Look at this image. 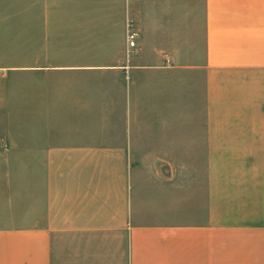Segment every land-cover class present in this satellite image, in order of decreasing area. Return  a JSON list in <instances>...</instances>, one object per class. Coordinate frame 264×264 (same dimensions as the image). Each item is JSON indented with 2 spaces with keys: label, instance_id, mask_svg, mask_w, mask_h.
<instances>
[{
  "label": "crops",
  "instance_id": "crops-1",
  "mask_svg": "<svg viewBox=\"0 0 264 264\" xmlns=\"http://www.w3.org/2000/svg\"><path fill=\"white\" fill-rule=\"evenodd\" d=\"M16 1L0 264H264V0Z\"/></svg>",
  "mask_w": 264,
  "mask_h": 264
},
{
  "label": "rangeland",
  "instance_id": "rangeland-1",
  "mask_svg": "<svg viewBox=\"0 0 264 264\" xmlns=\"http://www.w3.org/2000/svg\"><path fill=\"white\" fill-rule=\"evenodd\" d=\"M3 10L17 16L28 14V12L25 13L24 11L22 0H17L15 6L3 8ZM16 80L22 82V75H17ZM21 107L22 105L20 104H0V115L10 110L16 113L21 112ZM23 144L24 131H22V120H0V159L22 160Z\"/></svg>",
  "mask_w": 264,
  "mask_h": 264
},
{
  "label": "built area",
  "instance_id": "built-area-1",
  "mask_svg": "<svg viewBox=\"0 0 264 264\" xmlns=\"http://www.w3.org/2000/svg\"><path fill=\"white\" fill-rule=\"evenodd\" d=\"M137 32L133 26V22L129 21L127 24L126 39L129 47H134L136 42Z\"/></svg>",
  "mask_w": 264,
  "mask_h": 264
}]
</instances>
